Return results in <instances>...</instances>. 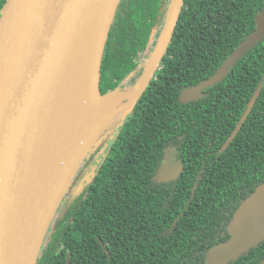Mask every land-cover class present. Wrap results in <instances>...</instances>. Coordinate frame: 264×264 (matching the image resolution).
Returning <instances> with one entry per match:
<instances>
[{"label":"trees","instance_id":"trees-1","mask_svg":"<svg viewBox=\"0 0 264 264\" xmlns=\"http://www.w3.org/2000/svg\"><path fill=\"white\" fill-rule=\"evenodd\" d=\"M263 2L183 0L154 75L115 122L90 173L72 188L71 179L36 264H204L229 238L238 206L264 182V35L234 56ZM171 3L120 0L97 96L134 88ZM230 57L224 75L198 95L188 92L218 76ZM169 149L177 172L158 179ZM262 259L264 240L225 264Z\"/></svg>","mask_w":264,"mask_h":264},{"label":"water","instance_id":"water-1","mask_svg":"<svg viewBox=\"0 0 264 264\" xmlns=\"http://www.w3.org/2000/svg\"><path fill=\"white\" fill-rule=\"evenodd\" d=\"M119 2L6 0L1 9L0 264H36L56 207L82 157L93 144L94 140L86 144L69 172L61 163L63 184L56 195L53 189L59 186V180L50 168L49 159L62 161L65 154L55 150L49 137V122L52 119L57 127L66 126L69 134L75 132V125L59 112L55 94L65 80L76 84L71 75L77 67L86 68L96 76L99 92L104 45ZM182 3L183 0H172L154 51L131 89L136 95L135 102L158 67ZM263 35L264 2L254 31L241 42L234 56ZM232 63L230 57L220 67L218 76L188 92L200 94L202 87L218 80ZM256 94L257 90L237 127L247 117ZM181 99H185L184 95ZM111 124L103 126L96 136ZM228 233L226 241L207 251L204 264H225L264 240V182L238 206L228 224ZM259 264H264V259Z\"/></svg>","mask_w":264,"mask_h":264},{"label":"bare ground","instance_id":"bare-ground-1","mask_svg":"<svg viewBox=\"0 0 264 264\" xmlns=\"http://www.w3.org/2000/svg\"><path fill=\"white\" fill-rule=\"evenodd\" d=\"M71 78L76 84L72 85L69 80H65L56 91L55 97L59 112L66 115L68 121L74 122L75 132L69 134L66 126L57 127L52 119L49 122V137L52 144L56 151L65 154L62 161L49 159L50 168L57 173L56 176L59 180V186L53 189L56 195L63 184L61 163L66 165L67 172L72 170L86 144L88 145L94 140L93 138L103 126L108 123L113 124L124 116L136 99V95L131 89L126 92L117 90L97 96L96 76L83 67L74 69ZM104 131L107 132V130Z\"/></svg>","mask_w":264,"mask_h":264},{"label":"rangeland","instance_id":"rangeland-1","mask_svg":"<svg viewBox=\"0 0 264 264\" xmlns=\"http://www.w3.org/2000/svg\"><path fill=\"white\" fill-rule=\"evenodd\" d=\"M113 124H115V122H113ZM112 125H109L106 129L101 130V132L98 134V135L101 134V136L98 137L96 136L95 138L96 141L94 139L93 144L87 149L85 155L81 159V163L80 166L78 167L77 173L74 175L71 181L72 183L71 188L74 185L81 183L83 179L90 173L93 164L97 161L98 156H100V151H101L100 149L104 146L105 142H108L110 140L111 134L114 133L115 125L113 127ZM104 130H107V132ZM168 163H169V159L167 158L165 164Z\"/></svg>","mask_w":264,"mask_h":264},{"label":"flooded vegetation","instance_id":"flooded-vegetation-1","mask_svg":"<svg viewBox=\"0 0 264 264\" xmlns=\"http://www.w3.org/2000/svg\"><path fill=\"white\" fill-rule=\"evenodd\" d=\"M165 160L168 158L169 159V163L163 164V166L161 167V171L159 172V174L157 175L158 179H166L168 176H172L173 172L172 169L174 167V165L176 164L177 160L174 153L171 151V149L167 150L166 154H165Z\"/></svg>","mask_w":264,"mask_h":264}]
</instances>
